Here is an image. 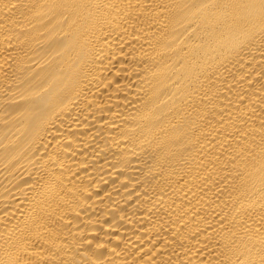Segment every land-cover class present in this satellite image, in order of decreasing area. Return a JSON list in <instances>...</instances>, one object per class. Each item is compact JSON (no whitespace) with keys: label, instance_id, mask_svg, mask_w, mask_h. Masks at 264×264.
Wrapping results in <instances>:
<instances>
[{"label":"bare ground","instance_id":"6f19581e","mask_svg":"<svg viewBox=\"0 0 264 264\" xmlns=\"http://www.w3.org/2000/svg\"><path fill=\"white\" fill-rule=\"evenodd\" d=\"M0 264H264V0H0Z\"/></svg>","mask_w":264,"mask_h":264}]
</instances>
